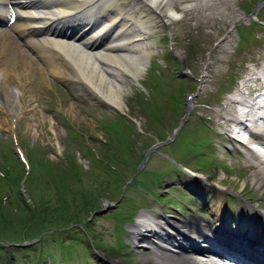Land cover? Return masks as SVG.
Instances as JSON below:
<instances>
[{
	"label": "rangeland",
	"instance_id": "374dc122",
	"mask_svg": "<svg viewBox=\"0 0 264 264\" xmlns=\"http://www.w3.org/2000/svg\"><path fill=\"white\" fill-rule=\"evenodd\" d=\"M200 2L199 0L186 1L184 6L193 7L196 4L197 8L192 12L184 13V15L178 12L176 15L180 17V21L170 24V41H173L178 50L182 51V57L170 62V57L165 47L167 39L160 37L162 35L160 32L164 26L162 25L159 28V33L156 34L155 51L151 53V58L147 59L146 67L148 71L157 62H161L163 66L170 64L174 67L182 75L181 80L179 79L177 84L180 86L179 90H183V98L188 90H195L196 102L198 103V106L196 105L198 109L192 111L188 117L189 121L185 123L182 130L170 143L168 148L171 151L167 147L162 150L165 153H169L167 151L169 150L173 155H176H174L176 158H179L181 163L188 165V167L190 166L189 168H198L203 172L214 175L216 181L226 183L234 190L240 192L245 198L253 200L257 198L260 206L264 207V197H261L259 191L252 186V183L245 182L250 170L242 169L239 171L234 169L229 174L223 169L225 163H231L236 168L241 166L239 157L222 151V148L214 145V140L210 148L206 147V149L204 147L203 141L207 140V137L211 140L215 137L211 132L204 134V127H201V125L203 123L206 124L204 122L206 119L202 120V122L197 118H200L203 111L207 109L202 106L203 103L218 102L226 96L225 89L231 85L233 75L239 74L243 69L244 61L251 57L252 51L249 47L252 45L264 47V25L257 26L254 29L255 34L259 33L257 40L254 39L256 36L248 35L247 40L241 41L239 38L241 26L254 19L251 14L246 13L244 5H251L252 2L255 3V0H228L234 10V13L231 14V19L236 14L235 21L229 18L224 21L225 16L223 15L228 12L225 9H223L222 13H224L221 16L215 14L216 18L205 17V7L200 6ZM202 4H204L203 1ZM256 16L257 18L260 16L264 18V5ZM166 21H169V19ZM227 35L230 36V47L235 49L234 56L237 58V61L232 63L229 62L228 53H222L216 49L217 44L221 41L223 42L224 37ZM253 42L255 43L251 44ZM240 44L242 45V50L240 49ZM181 59L184 60L185 68H187V70H184L185 74L182 73L179 67ZM33 72L35 74V70ZM34 74L33 79L32 75L24 77L19 74L24 91H22L23 99L19 98L21 109L14 124L16 132L11 128L10 118L6 111L0 107V144L6 143L8 135L15 134L19 140L20 147L25 151L26 155L27 150L30 148L31 150L29 151L31 153L34 152L37 158L45 159L48 174L59 179V181H56V183L47 179L48 176L44 175V179L48 182L46 184L47 188L42 189V193L34 190L40 194V196L37 194L39 197H44L42 201L49 200L50 203L55 204L57 202V184L58 187L64 184L61 194H66L65 207L73 204V207L79 208L83 205L82 200L75 199L72 196V191L78 188L76 184L79 182L80 185H85L87 192L93 196V201L89 198L87 199L88 206L92 203L93 205L98 204L100 205L99 210H105L104 215L96 214L93 223L89 222L88 224L94 227H101L104 230H107L108 224L110 226L109 236L101 229L92 230L90 227L66 230L64 234L70 237L69 239L67 238L66 243L60 240L63 233L56 232L46 243H42L41 262L47 255H50L53 262L57 264L59 262L61 264H69V256L75 254L71 259H75L79 264H97L92 259L91 247L102 250L111 258L120 261L121 264H143V261L137 255L136 258H131L130 254L127 255L128 249L123 242L124 238H128L129 235L126 227L125 231H122L123 234L120 228L127 221L129 215L134 213L137 215L142 211V207H155L154 202L144 195L140 188L150 191V195L153 196H155L153 193H156L157 196L161 194L163 197L166 195L167 198H173L172 193L178 192L181 194L180 181L176 175H172L174 172L171 173L174 163L165 158V156H158L156 153L151 152L139 172L135 173L131 168L133 157L146 151L145 146L151 143V138L154 140L153 142H158L181 119V114L178 110L176 111L175 107L173 108L170 100L165 103V109L168 106L172 108L165 111V118L168 120L167 128L154 125L148 118H155L158 114H162H157L156 112L163 108V101L168 94L167 88H164L165 90L161 95L155 94L153 89H146L148 86L144 85L143 82L145 79L144 73L139 76L137 83L131 82L128 78L124 79L122 89L125 111L129 109L131 97L137 96V93L149 94L152 100L160 103L152 104L150 111L148 112L147 110L146 112L148 116L146 113L145 115L143 114L141 107L137 108L134 106L132 115L137 117L138 125L132 121L130 122L133 124L129 122L131 125L129 134H126L125 131L122 134L123 137L128 136L131 140L134 137V139L130 142V145L123 146L115 138L113 132L106 131L103 124L101 125L105 119H108L107 122H109L111 118H114V115L118 114L117 111L108 109L98 104V102H88L85 92L83 95V91L71 84L61 83L60 85L53 81L51 75H48L46 80L36 87ZM203 76L205 77L203 78ZM133 93H136V95H132ZM164 94L166 95L163 97ZM181 105H183V100ZM214 108L216 109L217 106H214ZM205 115L208 117L207 114ZM74 128L83 130L89 137L85 140L79 136L70 138L68 135L75 133ZM218 130L220 131V129ZM201 135L204 136V140H202ZM107 137L109 142H105ZM88 146L92 147L94 151H89ZM6 147L12 150L9 142ZM124 150H128V152ZM207 150L212 153L211 170L209 167L205 169L202 167V165L209 164L204 161L208 158L211 159ZM9 158L14 160V156ZM3 160L0 153L1 170L2 167H5ZM37 161L40 160L37 159ZM125 162H129V165ZM10 163L12 162H9L8 165ZM102 164L106 167H103ZM77 169H80L81 179L78 178L79 180L75 181L73 177L66 178V176H69L71 172ZM112 169L114 171L110 172ZM20 171H22V168H20ZM85 171L86 173L84 174ZM163 171H169L170 174L163 175ZM35 172L30 174V176L32 175V184L33 181H36ZM61 176L63 178H60ZM155 178L157 179L155 180ZM134 179L138 182H133ZM158 179L160 180L157 181ZM160 182L161 184H157ZM134 183H137L140 188L134 186ZM26 195L28 196V194ZM181 195L189 201L192 200L191 193L182 190ZM125 196L129 199L125 198ZM166 205L163 204V207H166ZM197 207L203 213H206L199 203ZM122 220L125 221L122 223ZM51 249H55L57 253L54 250H52V253ZM1 252L0 264H8L5 259L6 252ZM16 255L18 257L16 259L17 264H36V258L29 250L17 252Z\"/></svg>",
	"mask_w": 264,
	"mask_h": 264
},
{
	"label": "bare ground",
	"instance_id": "6f19581e",
	"mask_svg": "<svg viewBox=\"0 0 264 264\" xmlns=\"http://www.w3.org/2000/svg\"><path fill=\"white\" fill-rule=\"evenodd\" d=\"M86 1L54 0L52 5L63 2L62 8L55 9L45 0H0V22H5L13 10L16 14V20L9 26V30L0 32V103L13 116L19 113L21 109L18 94L22 92L20 87L22 83L17 71H23V74L28 77L33 61L23 46L18 43L16 36L21 37L25 43L33 48L37 58L47 66L48 71L54 77L75 84L78 89L85 91L88 99L99 100V98H104L117 109H123L122 89L119 83L124 76L137 79L146 65L145 58L154 48L147 37L155 29L152 26L153 22L158 20V14L155 15L154 11L157 10L160 14L166 15L165 12L169 8L181 10L184 13L192 12L197 8L196 4L193 7L180 6L188 0H136L135 5L131 6L132 8L136 6L135 14H127L123 20L108 21L105 24L107 30L103 33H100L99 30L93 34L83 32L77 35L73 32L74 24L71 22V17L75 14L72 15L71 12L79 7L85 8ZM90 1L98 2L94 7L95 11L90 13L93 19L109 20L110 17L116 18L122 12L117 0H108L102 7L99 5L102 0ZM199 1H201L199 5L205 7V17L216 18L215 14L221 16L224 13H222L223 9H225L228 12L223 15L225 16V20H223L226 21L229 18L235 21L236 14L231 19L234 10L228 0ZM149 2H153L154 6L152 7ZM148 10L153 11V14H149ZM87 15H84L81 20L85 19ZM158 21H164V19L159 18ZM229 39L230 36H225L218 47L227 44ZM175 52L180 57L183 54L181 50ZM250 72L255 75L252 79L255 88H249V96L252 95L253 90H257L261 86V80L264 79V65L258 74L253 71ZM250 72H248L249 75ZM237 94L239 93L237 92ZM237 94L234 95V99L227 98L224 101V106L216 111L218 116L216 121L214 119L209 121L213 126L215 124L222 125L225 132L230 135L232 131L230 123L238 122L239 118H242L244 112L239 109L247 102L246 96L239 98ZM211 114L213 115L212 112ZM248 116L250 117L249 114ZM255 127L260 134H263L259 136V139L264 145V127H258V125ZM259 161L257 166L251 169L245 178V182L252 183L261 197H264V162ZM253 209V207L250 208L251 213L255 212ZM254 215L257 216V213L255 212ZM142 216L147 219L154 218V224L157 228L150 226V229L147 230L150 235L159 236L162 238L161 240L172 244L174 251L181 250L180 253L162 247H156L149 251L139 250L144 264H212L209 258L205 257L199 261L188 255L187 250L179 249V242L171 240L174 233L187 234L190 237L192 233H201L202 236L204 233L211 235L213 238L212 251L218 252L225 258H231L230 254L235 251H237L236 255L240 250L246 252L240 244L235 243V238L239 235L240 238L237 242L240 243L242 237L248 234L247 231L245 233L237 231L224 234L222 224L213 228L208 225L199 226L196 222L176 221L161 214H155L152 217L143 214L139 217L142 218ZM215 216H222L221 222L223 223L228 217L227 215L220 216L218 213ZM141 226L144 227V224L132 225L131 235L135 243L147 241L146 236H144L145 229H142ZM253 227L260 231L259 227L262 226L251 223L247 230L253 233ZM136 247L138 249L143 248L142 245H136ZM189 247L192 250L196 249L193 244ZM251 252L255 254L257 249L251 247ZM255 259H264V252H260ZM255 261H252L251 264H260ZM110 262L117 264L115 260Z\"/></svg>",
	"mask_w": 264,
	"mask_h": 264
},
{
	"label": "trees",
	"instance_id": "16d2710c",
	"mask_svg": "<svg viewBox=\"0 0 264 264\" xmlns=\"http://www.w3.org/2000/svg\"><path fill=\"white\" fill-rule=\"evenodd\" d=\"M34 152L30 153V156L33 157L34 156ZM33 155V156H32ZM6 163H8V158L6 157V155L4 156ZM13 163L16 164V161H13ZM74 169V168H73ZM15 171V168H14ZM75 172V176H78L76 171ZM53 180H56V178L52 177ZM10 187V185L8 186L7 182L5 179L0 178V192L3 191L5 188ZM58 194H60L58 192ZM14 202L11 201L9 207V210H6L5 207H3L2 202L0 201V221L2 223L3 228H7L8 226L12 225L15 221H14V217H17V221L24 225V229L27 230V236L31 237L36 235V229L31 226V224H34L35 222H37V218H36V211L37 210H32L29 206L27 207L26 205H23L21 203H16L18 206H14ZM27 211V212H26ZM46 211L45 209H41L40 212H44ZM36 220H35V219ZM20 231V233H18V235L22 234Z\"/></svg>",
	"mask_w": 264,
	"mask_h": 264
}]
</instances>
